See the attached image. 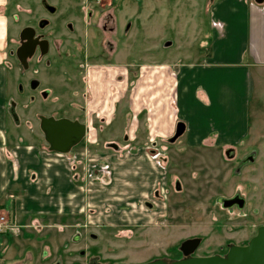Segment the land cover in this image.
I'll use <instances>...</instances> for the list:
<instances>
[{
	"label": "rangeland",
	"instance_id": "1",
	"mask_svg": "<svg viewBox=\"0 0 264 264\" xmlns=\"http://www.w3.org/2000/svg\"><path fill=\"white\" fill-rule=\"evenodd\" d=\"M40 1L0 0V66H4L6 79V96L0 105L3 125L0 127V168L9 164L17 167L18 160L25 159H20L21 147L44 145L48 149L39 129L40 116L91 122L94 129L63 155L68 159L71 179L79 178L81 182L77 188L85 193L83 204H88L75 216L78 218L76 226L61 228L60 233L52 228L36 232L38 228L21 229L14 221V210L4 209L5 199L13 201L15 195L8 188L2 192L0 187V193H4L0 198V215L17 227L14 232L6 229L0 234V251L5 241L17 239L24 230H32L39 236L49 232L67 239L55 244L42 243L46 252L39 259L35 254L36 245L18 255L14 254L16 250L13 254L7 251L0 256V260L5 261L1 260L0 264L170 261L179 257L180 244L191 238L200 239L193 256H221L229 246L241 245L253 237L256 229L264 225V140L247 143L250 144L247 147L225 149L223 156L215 152L217 149L188 145L187 139L180 136L172 143L165 141L164 146L155 145L156 148L147 143L145 148L121 146L123 132L119 129L132 119L129 98L134 96L139 85L132 84L138 80L137 74L136 77L130 72L128 77L122 75L123 67L132 72L134 62L144 65L154 60L156 64L179 65L199 60L201 51L209 47H199L200 41L208 39L216 27L212 25L210 8L217 0L100 2L104 4L101 11L118 18L120 26H117L119 39L112 40L116 46L105 62L83 59L88 51L81 47V35L85 43L90 44L91 39L90 34L88 37L84 34L85 25L81 19L91 10L87 2L90 0H45L55 7L53 16L44 13ZM42 16L49 24L42 33L55 46H51L41 63L35 64V58L24 70L16 63L18 34L24 27H37L36 22ZM74 17L79 34L77 49H73L76 45L69 42L65 28ZM128 28L129 31L122 35ZM166 42L173 45L164 49L161 45ZM152 43L160 45L157 50H153L156 45ZM187 44L190 50L185 48ZM93 67L103 69V76L91 72ZM118 76L123 83L117 82ZM30 79L40 83L34 93L27 88ZM96 79L108 84L104 93L98 94L102 95L100 100L104 99L99 107L94 105L97 101L87 99L90 96L87 80ZM41 87L50 89L48 98L39 94L38 91L46 90ZM109 109L114 110L112 114ZM126 115L128 119L125 120ZM255 119L253 116L249 123ZM106 121L110 123L106 125ZM100 125L106 128L98 131ZM95 135L98 146L84 152L88 140ZM103 141L113 143L103 146ZM77 152L85 154L81 156L82 165L77 163L80 161L74 155ZM99 153L109 154V159L102 162L101 157H95ZM151 163L159 171L155 175L157 178H152ZM25 175L28 177L29 173ZM89 183L92 185L86 186ZM232 199L241 205L226 203L225 207V202ZM72 236H79V239L74 241Z\"/></svg>",
	"mask_w": 264,
	"mask_h": 264
},
{
	"label": "crops",
	"instance_id": "2",
	"mask_svg": "<svg viewBox=\"0 0 264 264\" xmlns=\"http://www.w3.org/2000/svg\"><path fill=\"white\" fill-rule=\"evenodd\" d=\"M210 10L212 25L216 27L208 39L200 41L199 47H209L204 52L199 49V60L179 65L167 62L156 64L154 60L152 64L144 65L134 62L132 72L123 67L122 75L128 77L130 72L136 77L137 74L138 80L131 83L139 85L134 96L129 98L128 109L132 119L119 129L123 132L122 147L145 148L146 143L152 147L163 145L173 137L178 124L184 126L180 138H186L188 145L217 149L215 152L219 156L224 155L225 149L247 147L250 146L247 143L264 140V133L260 132H264V0L261 3H256V0H217ZM158 45L153 50H157ZM172 45V42H166L161 46L168 49ZM186 47L189 49V44ZM91 70L100 76L104 74L103 69L98 67ZM117 82L124 81L118 76ZM5 83V71L0 66L1 106L6 96ZM87 84L90 91L87 99L97 101L94 105L99 107L104 99L100 100L102 95L98 94H103L108 84L98 79L87 80ZM113 111L111 109L110 113ZM253 116L256 119L250 124ZM126 117L125 120L128 119ZM77 121L86 125L87 133L93 128L91 122ZM109 123L106 121L105 124ZM105 126L100 125L98 131L104 130ZM255 126H258L257 129ZM0 127H3L1 121ZM253 132L256 134L254 137ZM98 141L97 135L89 139L84 152L89 147H97ZM111 143L103 141V146ZM20 150V159H25L18 160L17 167L9 164L0 168L1 191L5 193L4 189L8 188L15 195V201L5 199L4 209L14 210V221L21 229L38 228L36 232H41L52 228L60 233L61 228L76 226L78 218L75 216L80 215L88 203L83 204L85 193L77 188L81 183L79 178L71 179L68 159L62 154L50 152L44 145H28ZM74 155L76 159L80 158L76 162L82 165L81 156L85 154L77 152ZM109 156L99 153L95 157H101L102 162H106ZM150 172L152 178H157L155 175L159 171L152 163ZM25 173H29L28 177ZM89 185L92 183L86 186ZM3 195L0 193V198ZM72 237L74 241L79 239V236ZM66 240L49 232L39 236L32 230H24L17 239L3 243L5 246L0 256L7 251L13 254L15 250L14 254H22L36 245L35 254L39 259L46 252L42 243L55 244Z\"/></svg>",
	"mask_w": 264,
	"mask_h": 264
},
{
	"label": "water",
	"instance_id": "3",
	"mask_svg": "<svg viewBox=\"0 0 264 264\" xmlns=\"http://www.w3.org/2000/svg\"><path fill=\"white\" fill-rule=\"evenodd\" d=\"M262 1L256 0V3H261ZM43 7L49 9V13L54 12L53 7L51 8L45 2H43ZM31 31L32 29L30 28L22 30L20 39L21 41L27 39L28 42L22 43L16 51V55L23 68H26V59L33 54L35 47L33 40H31ZM10 113H12L15 119L12 109ZM39 128L48 146V150L62 155L69 153L87 134V127L84 123L67 118L55 119L53 117H39ZM183 131L184 126L178 124L169 142H174L182 135ZM226 203L229 206L233 204L241 205L235 199L225 202V207H227ZM199 244V238L186 239L179 247L182 255L181 259L173 261L156 259L140 264H264V225L256 229L255 235L248 240L246 245H231L228 247L227 252L221 256H193L192 254L198 248ZM90 264H96V262L92 261Z\"/></svg>",
	"mask_w": 264,
	"mask_h": 264
},
{
	"label": "flooded vegetation",
	"instance_id": "4",
	"mask_svg": "<svg viewBox=\"0 0 264 264\" xmlns=\"http://www.w3.org/2000/svg\"><path fill=\"white\" fill-rule=\"evenodd\" d=\"M43 2H45V3H47V2L45 0L40 1V4L42 6V10L44 11V13H46V15L53 16L55 14V11H56L55 7H53L51 4L47 3L49 6H51V8L53 7V9H54L53 13H49V9H45L43 7ZM87 2H89L91 10H88L84 13L83 20L81 19V21L85 25L84 34H86L87 37L90 34V39H91L90 42L91 43L90 44L88 42L85 43V41L83 40L84 36L81 35V37H82V39L80 40L82 42L81 47L82 46H83V48L86 47V49L88 51V54L84 55L83 59H86V60L89 59L91 61L92 60H94V61L98 60V61L105 62V61H108V57L110 55H112V53H113L114 47L116 46L114 42L119 39V35L117 36V34H118L117 26L120 27L118 24V18H115L112 14H110L108 12L104 13L103 11H101V8H104L103 3H100V2L98 3L95 0H90ZM108 4H111V3H108ZM75 19H77V18L74 17L71 22H67L65 24V28L67 30L66 31L67 35H69V37H70L69 42L71 44L76 45V42H78L79 34L77 33L78 27H77V23H76ZM36 25H37V27L27 26V27L23 28V29H25V28L32 29L31 40H33L34 45H35V47L33 49V54L26 59V64H27L26 68H23V66L21 65V62L16 55V51L21 46L22 43L28 42V40L25 39L24 41H21V39H20V34H21L23 29L18 34V45L15 49V57H16V63L19 66H21L24 70L30 66L32 60L35 58H37L35 61V64L41 63L42 58L45 57V55H47V53L51 49V46L52 45L55 46L54 43L51 44L50 39L47 38L46 35L42 33V31L46 27H48V25H49L46 18L44 16H42L38 20V22H36ZM128 31H129V28L126 31H124L122 33V35L123 34L125 35ZM78 45L79 44H77L76 46H73V49H77ZM80 50H81V48H80ZM87 67H88V64H87ZM39 86H40V83L36 79H30L28 84H27V88L29 89V91H32L33 93L35 90H37L39 88ZM41 88L46 89V90L43 89V91H38L39 94L42 96V98H44L45 96H47V94H49L51 92L50 89H48L46 87H41ZM48 96H47V98H48ZM46 117H51V116H46ZM15 119H16V117H15ZM15 119L13 117L14 121H15ZM55 119H59V118H55ZM247 242L248 241H246L245 243H243L241 245H246ZM181 258H182V255H181V252L179 251V257L176 259L173 258L170 261L181 259Z\"/></svg>",
	"mask_w": 264,
	"mask_h": 264
},
{
	"label": "built area",
	"instance_id": "5",
	"mask_svg": "<svg viewBox=\"0 0 264 264\" xmlns=\"http://www.w3.org/2000/svg\"><path fill=\"white\" fill-rule=\"evenodd\" d=\"M95 1L99 3L102 1H106V0H95ZM153 157H156V156H153ZM6 229H9L10 231L14 232L16 231L17 227L14 225V222L9 223L8 220H6L5 216L0 215V234L3 233Z\"/></svg>",
	"mask_w": 264,
	"mask_h": 264
}]
</instances>
